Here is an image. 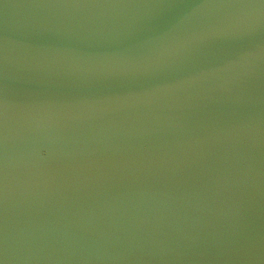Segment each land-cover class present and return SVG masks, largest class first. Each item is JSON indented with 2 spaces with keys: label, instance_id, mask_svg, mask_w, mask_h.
Segmentation results:
<instances>
[{
  "label": "water",
  "instance_id": "water-1",
  "mask_svg": "<svg viewBox=\"0 0 264 264\" xmlns=\"http://www.w3.org/2000/svg\"><path fill=\"white\" fill-rule=\"evenodd\" d=\"M0 264H264V0H0Z\"/></svg>",
  "mask_w": 264,
  "mask_h": 264
}]
</instances>
